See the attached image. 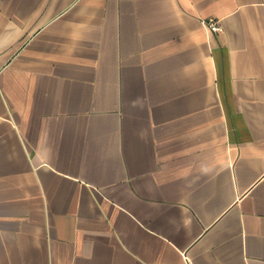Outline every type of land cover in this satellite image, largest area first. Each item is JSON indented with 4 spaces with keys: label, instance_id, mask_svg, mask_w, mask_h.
I'll return each instance as SVG.
<instances>
[{
    "label": "crops",
    "instance_id": "1",
    "mask_svg": "<svg viewBox=\"0 0 264 264\" xmlns=\"http://www.w3.org/2000/svg\"><path fill=\"white\" fill-rule=\"evenodd\" d=\"M0 264H264V0H0Z\"/></svg>",
    "mask_w": 264,
    "mask_h": 264
},
{
    "label": "built area",
    "instance_id": "2",
    "mask_svg": "<svg viewBox=\"0 0 264 264\" xmlns=\"http://www.w3.org/2000/svg\"><path fill=\"white\" fill-rule=\"evenodd\" d=\"M208 27L212 32H219L222 28L218 20H210Z\"/></svg>",
    "mask_w": 264,
    "mask_h": 264
}]
</instances>
